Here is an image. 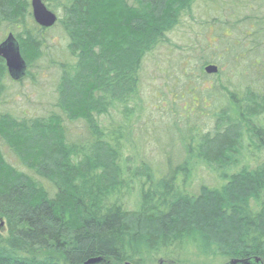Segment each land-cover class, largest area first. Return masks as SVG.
I'll return each instance as SVG.
<instances>
[{
    "label": "trees",
    "instance_id": "trees-1",
    "mask_svg": "<svg viewBox=\"0 0 264 264\" xmlns=\"http://www.w3.org/2000/svg\"><path fill=\"white\" fill-rule=\"evenodd\" d=\"M30 1L0 0V43L12 35L26 65L15 81L0 58V264H264V0L243 19L213 18L226 59L203 52L186 91L168 88L172 108L186 104L163 125L180 144L163 166L134 135L141 72L174 49L198 0H42L57 17L48 29ZM53 31L67 58L49 61L51 106L16 110L10 92L35 83ZM199 169L215 184L194 188Z\"/></svg>",
    "mask_w": 264,
    "mask_h": 264
},
{
    "label": "rangeland",
    "instance_id": "rangeland-1",
    "mask_svg": "<svg viewBox=\"0 0 264 264\" xmlns=\"http://www.w3.org/2000/svg\"><path fill=\"white\" fill-rule=\"evenodd\" d=\"M220 4H225V9H221ZM252 5L253 0H198L193 8L194 21L189 23L188 20H185L183 27L169 37L174 49L160 48L144 63L140 79L143 106L141 115L138 117L139 121L134 128V135H143V153L154 166L165 165L162 163L163 157L170 156L172 159H176V154L179 155L180 151L179 142L170 135L164 134L163 130L164 126L170 127V125L177 122L176 118H170L172 114L169 115V112H174L173 109H183L186 103L178 101L177 108H172L171 106L175 105L170 96L172 90L169 89V93H167L168 88L171 86L175 92L181 89L182 92L186 91V82L191 84L196 79L197 73H199L200 65L196 59L203 52L209 54L212 50L214 55L226 59L213 35V18L222 17L225 21V16H229L228 13H230L231 20L243 19L250 15ZM217 10H220V12ZM225 10L227 13H225ZM50 36L52 39L47 49L49 53L47 55L48 60L41 65H37V68L31 71L35 83L25 79L20 85L13 87L17 89L10 92L11 99H14L12 104L16 110H24L27 113L35 111L42 113L47 107L51 106L58 74L54 68L50 67L49 61L59 62L67 57L63 52L65 42L56 31L51 32ZM192 49L193 51H191ZM207 54L204 56H207ZM214 75L216 74L210 76ZM182 84H184L183 88ZM14 93L15 96H13ZM172 95L175 96L174 93ZM166 112L169 116L166 115ZM200 118L196 115V119L192 120L197 122ZM176 124L181 129V124ZM172 162V166L178 163L175 160ZM12 163L15 164L13 161ZM212 180L213 177H210L205 170L199 169L195 174L192 186L195 188L203 181L214 185L215 182ZM2 234H4V229H2ZM191 261L194 264L195 260ZM160 264L169 263L164 260ZM196 264L201 263L197 262Z\"/></svg>",
    "mask_w": 264,
    "mask_h": 264
},
{
    "label": "water",
    "instance_id": "water-1",
    "mask_svg": "<svg viewBox=\"0 0 264 264\" xmlns=\"http://www.w3.org/2000/svg\"><path fill=\"white\" fill-rule=\"evenodd\" d=\"M30 8L32 18L37 26L43 29L51 28L57 21L56 15L48 10L42 0H31ZM0 58L4 61L7 73L12 80H20L24 77L26 65L21 57L18 44L12 35H8L3 42L0 43ZM207 75L216 74L217 68L208 66L205 68ZM100 260H91L86 264H97ZM227 264H261L259 259L252 260H233Z\"/></svg>",
    "mask_w": 264,
    "mask_h": 264
}]
</instances>
